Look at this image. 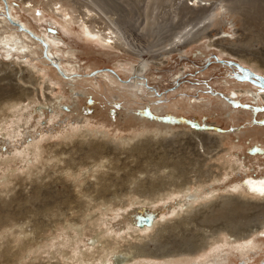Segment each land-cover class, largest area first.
<instances>
[{
    "label": "rangeland",
    "instance_id": "374dc122",
    "mask_svg": "<svg viewBox=\"0 0 264 264\" xmlns=\"http://www.w3.org/2000/svg\"><path fill=\"white\" fill-rule=\"evenodd\" d=\"M35 1L31 11L24 0H0V61H15L16 69L27 73L26 78L30 71L37 92L35 101L26 99L0 116V222H5L0 226V252L16 253L14 257L0 254V260L4 264H264V227L235 242L223 233L194 254L149 255L155 251L153 235L160 226L184 215L191 217L198 208L200 201H195L194 208L185 212L193 196L205 203L230 194L262 197L242 190L240 183L246 175L264 174V156L250 151L256 143L264 146V89L243 78L242 69L229 61L264 75V0H209L210 5H202L200 0ZM198 3L199 7L195 6ZM48 4L56 8L63 4L72 12L77 20L72 30L65 28ZM36 9L41 11L35 12ZM82 20L107 31L108 27L115 28L125 34L128 43L122 49L119 43L108 46L88 39L81 31ZM49 26L58 29L54 34L63 39L60 45L45 40L46 32L53 36L46 30ZM194 26L200 31L187 36ZM210 37L217 38L216 46L208 45ZM8 42L12 46H7ZM219 43L228 52L221 51ZM240 55L252 58V64ZM133 64L145 68L139 77L142 83L131 87L128 82L133 79L132 72L127 68ZM8 88L4 90L5 84L0 80V93L12 94ZM233 89L260 93L256 108L249 105L256 99L247 94L236 99L237 109L227 105L224 98ZM200 97L205 98L198 102L196 98ZM52 100L62 104L52 110ZM40 105L46 106L44 113L37 108ZM148 112L184 116L209 126L198 129L185 121L155 118ZM199 136L212 150L213 157L207 162L200 160L192 147ZM106 142L110 153L107 158L112 157L111 152L123 149L118 156L123 168L107 179L116 180L115 186L107 185L112 191H123L132 184L128 179L133 175H127L131 166L134 173L141 170L137 174L142 179L157 183L170 176H166L164 168L158 169L160 164H170L174 170L180 169L173 175L184 176V183L188 184L172 187L162 198L151 202L147 197L144 202V196L128 193L117 205L91 206L94 201L86 197L90 192L83 187L85 168L72 170L67 178L63 177L65 183L60 184L54 151L60 146H65L66 151L72 150L71 145L79 146L74 154L78 162L89 154L93 144ZM207 163L227 168L213 167L211 177L194 184L201 170H210ZM235 163L237 168L231 169ZM97 173L95 169L88 180H97ZM32 184L36 185L33 198L31 194L22 197V189L26 191ZM11 189L14 191L8 193ZM72 211L93 217L84 223L83 233L64 222L46 226V217L51 221ZM9 216L23 217L25 227L31 225L28 229L37 231L39 243L24 244L21 235L14 237L20 228L8 220ZM142 216H149L150 223H140ZM197 218L183 226L186 238L198 236L201 228L216 224L211 219ZM237 218L242 222L251 219L243 214ZM256 224L252 219L251 225ZM178 235L165 232L162 238L178 247ZM146 242L150 246L146 255L115 261L126 246Z\"/></svg>",
    "mask_w": 264,
    "mask_h": 264
},
{
    "label": "bare ground",
    "instance_id": "6f19581e",
    "mask_svg": "<svg viewBox=\"0 0 264 264\" xmlns=\"http://www.w3.org/2000/svg\"><path fill=\"white\" fill-rule=\"evenodd\" d=\"M24 1H25V4L29 10L33 11L35 9L34 8L35 7V3H34L35 0L34 1L33 0H24ZM35 2H37V1H35ZM200 3L202 5H210L211 1L200 0ZM51 4H48V5L52 9L53 14L56 17L60 18L61 22L64 24V26H66L65 28H67L69 31L72 30V24L77 21L76 17L72 14V12H70V10H67V7H64L63 4H61L58 8L51 6ZM226 5L223 7L224 12H226L228 9ZM195 6L199 7V3ZM36 11H41V10L36 9L35 12ZM38 18H42V17L39 16ZM206 24L207 23L203 22V25H206ZM80 27H81L82 34L85 37H87L88 39H93V40H96L98 42H101L103 45L117 46V44L119 43L120 46L122 47V49H124V45L128 43L127 37L125 36V34L118 33V31L115 28L108 27V31H107L105 27L104 28L96 27L92 23H90L88 20H82ZM46 30L48 31V27ZM198 31H200V28H196V27L191 28L187 31V36L188 35H194ZM49 32L53 33V36L50 34H47V32H46L44 35L45 40L47 42L51 41L55 45H60L61 41L63 39L59 35L54 34L57 32H52V31H49ZM112 32L115 33L114 36L112 35ZM119 34H120V36H119ZM112 36L114 38L116 36L117 37L116 40H114L112 38ZM14 37L11 39H14ZM216 39L217 38H215V37H214V39L210 37L208 45L216 46ZM9 45L12 46L10 44V42L7 43V46H9ZM18 45H19V42H18ZM15 46H17V45H15ZM218 48H220L221 51H223V52H228L227 51L228 49L222 47V45L220 46V43H219ZM7 50H9V49H7ZM239 57L244 59L245 62H247L248 64L249 63L252 64V62H253L252 58H249L246 56H241V55ZM254 57H255V54H254ZM254 62L258 63L256 60ZM4 65H6V67ZM15 65H16L15 61H14V63L13 62L6 63L3 61H0V80L3 81L5 84L4 90H7L8 86H10V89L8 88L10 91L13 90V93L9 94L7 96H5V91H2V94L0 93V116L6 115V113L8 112L7 109H9L10 107L17 105V104H20V103L22 104V102L24 100L26 101V99H29L30 100L29 102H32L36 97L37 92L33 86V84H35L36 80H35L33 74H31V72L29 71L28 72L29 78H26L27 73L22 71L21 69H20L21 71L17 70ZM262 65L264 66V63H262ZM245 67H248V66H245ZM256 67L259 68V65H256ZM144 68H145L144 65H139V64L138 65L133 64V65H131V67L127 68V70L132 72V78L133 79H132V81L128 82V83H130L131 87L137 86V85L142 83L139 80V77H141L140 75H141V72L144 70ZM256 70L255 71L253 70V71L256 72ZM262 87H264V86H262ZM143 88H144V86H143ZM262 93H264V90L262 91ZM246 94L251 96V97L253 96L256 99L254 101V103H256V101H258L259 96H260V93L253 92L252 90H247V89L246 90L245 89H233L232 93L230 95H231V97L235 98L236 96L239 97L241 95L244 97ZM200 99H203V97L196 98L197 101ZM224 102L227 105L232 106L230 103H228L226 101L225 98H224ZM231 103L234 105L235 101H231ZM61 104L62 103L60 100H52V105H53L52 110H55ZM37 108H40L41 112L44 113V109L46 108V106L40 105ZM198 129H200V128H198ZM198 138L199 139L196 138L197 140L196 139H194V141L192 140L194 142V145H195V146H192L194 153L196 154V156H198V158L200 160H202L203 162H207V161H209V158L213 157L211 154L212 150L207 145L204 144V140L201 139L200 136ZM255 145H256L255 148H257L258 150H253L251 152H258L262 156H264V146L261 147V145H259V143H256ZM71 146L73 147L71 151H66L65 146L64 147L60 146V148H57L54 151V156L56 157V162H58L56 172L61 173V177H58V178H60V180L58 182H60V184H62V182L65 183L63 177L67 178L70 175L72 170L85 168L84 171L82 172L83 177L85 179V185L83 187L86 191L90 192L89 194H86V197H88L92 201H94V204L91 205L93 207H97V206H101V205H111L113 203L117 205V204L123 202L122 196L125 194H128V193L131 196L134 195L135 193L137 195H139L140 197L144 196V199H142V201H144V202H145V199L147 197L150 200L149 202H151V201H154L156 199L162 198L166 194L165 192L169 189H172V187H184L188 184V183H184V180H183L184 176L183 177L180 176V178H177L176 174H175L176 176L173 175L175 171L180 170V169L176 168V170H174V166L171 167L170 164H160V166L159 167L157 166V167H158V169L164 168L165 171H167L166 176L170 175L173 177L169 176L167 180L166 179H164L162 181L159 180L160 182L158 181L157 183H155V182L151 183V182H149V180L142 179V177L139 174H137L141 170L139 169L138 172L134 173V171L132 170L133 167L131 166L127 170L128 173L127 172L126 173H127V175L129 174L128 176L133 175V176H130V177H132L131 179L130 178L128 179V182L132 183V184L128 188L124 189L123 191L122 190H115V189H114L115 191H112L111 190L112 187L111 188L109 187L110 188L109 189L108 186L110 184H113V183H114L113 186H115L116 180L112 178L113 181L109 182V180H107V179L109 178V176L111 174L116 175L119 172L118 170H120L121 166L123 165V163H121L122 165L121 164L119 165V163H118V160H119L118 156L121 154L123 149H121L120 151L118 149L119 152L118 151L111 152L112 157L107 158L110 154L107 152L108 148H109L108 143L106 142V143L93 144L92 150L89 151V154H85L84 157L79 158V161L76 162V159L74 157H77V156H74V154H76V149L79 150V146H73V145H71ZM141 146H143V145H141ZM141 146H140V148H141ZM132 147L138 149V147H135V146H132ZM132 147H131V149H132ZM125 148H127V147H125ZM125 148H124V152H126ZM226 149L229 150L228 147ZM49 150H52V148L50 147ZM132 151H134V150L132 149ZM213 152H216V151L213 150ZM190 154H192V153L190 152ZM89 158H93V160H90ZM198 158H195V159H198ZM154 160H155V158H154ZM198 160H197V162H198ZM146 162H147V160H146ZM146 162H145V164H146ZM148 162H151V161L148 160ZM206 165H207V167L210 168V170H208V171L201 170L197 174V178L199 180H197V178H196V180L193 181L194 184H197V183L199 184V181L201 179H204V177H206L205 180L208 179L207 177H209V176L211 177L212 172H210V171H212L213 167H218V168L224 167L225 169L227 168L225 165L221 166V165H217V164L214 165V164H209V163H207ZM202 166H203V164L201 165V167ZM176 167H177V165H176ZM234 168H237V163L231 165V169H234ZM95 169L98 172L97 174L94 175L97 180H95V181L88 180L89 175L92 172H95ZM148 179H150V178H148ZM176 180H177V182H176ZM53 183H56V181L54 180ZM201 183H204V182H201ZM240 186L242 187V190L244 188L249 192L250 191L253 192L254 195L257 194L258 197L260 195L262 197L255 199L254 196H253V198H252V196L247 198V196L245 194L244 195H231L230 194V195L222 196L220 199H217L216 202L205 203V202H202V200L196 199V197L193 196L194 200L192 202H190V206L186 207L185 212L188 213V212H190L191 208H194L193 206L196 204V203L194 204L195 201H200V205L198 206V208L192 213L191 217L184 215L183 217L177 218V219H175V221H172L174 223L168 222V224L160 226V228L153 235V236H155L154 242H156L155 251L153 254L149 253V255L173 256V255H181V254H194V253H196L202 249H205L211 240L217 241L219 239V237H221L223 235V233L226 235H229L231 237V241L235 242V241L241 240L245 237L251 236V233H253V232L260 231L261 228L264 227L263 226L264 225V219L262 218V213L264 212V174H262L261 176H251V175L247 176L246 175L241 180ZM35 188H36V185L32 184L30 189H28L26 191L24 189H22L21 196L25 197V195L31 194L32 198H33V192H34ZM187 188H189V187H187ZM13 191L14 190L11 189L8 191V193H11ZM155 196H157V197H155ZM11 197L12 196L10 195V198ZM10 198H9V200H10ZM34 198H36V197H34ZM206 198H208V197H206ZM23 199L24 198H22V200ZM39 200L40 199H38V203H39ZM82 206L85 207V204ZM80 208H81L80 206H77V209L81 210ZM78 212H76V213H78ZM180 213H181L180 211H177V215H180ZM206 213H208V214H206ZM238 214H243L246 217H249L251 219H249L247 222H242L239 220V218H237ZM70 215L73 216L72 219L70 221H66L68 216H70ZM197 217H199V219L202 218V219H207V220L208 219L214 220L216 222V224L214 226H211L209 229L202 230V228H201V232L199 233L198 236H192V237L186 238V236H184L185 234H183L184 232L182 231V229L184 228L183 226L188 225L193 220H195ZM5 218H7V216ZM90 219H93V217H90L89 215L86 216L84 214V212L79 213V214H75V212L72 211V212H64L59 219H53L51 221L47 220V217H46L45 221H48V223H46V226H51V227L56 226L60 222H64L66 224V226H71L72 228L79 230L83 233L84 223ZM252 219H254L255 222H257L256 225H251ZM8 220L14 221L13 224L15 226H17L18 228H20V230L15 232L14 237L17 234L21 235L24 239V244L30 243L32 245L34 243H39L40 237H39L37 231L28 229V228H30L31 225L29 227H25L26 220H24L23 217H21V216H16V217L15 216H9ZM73 220H75V222ZM156 222L158 223V221H156ZM145 223H147V224L150 223V218H149V222H145ZM157 223H155V224H157ZM4 224H5V222H0V226L4 225ZM196 228H198V227H196ZM17 232H19V233H17ZM165 232H172L175 235H178L180 233L178 235L179 240H180L179 241L180 246H178V247L173 246L171 240H164L162 237L164 236ZM177 232H178V234H177ZM262 233H263V235H261V236L264 237V229L262 230ZM7 237H9V235H7ZM166 238L169 239V237H166ZM11 239H13V237H11L8 240V242H10ZM148 246H149L148 242H146L144 244H131L130 246L128 245L125 247L124 250L119 251V253L115 257V261L116 262L123 261V260L125 261V260H127V258L132 257V255H135V256L136 255H146L149 251ZM130 251L132 252L131 255L128 254V252H130ZM0 254H7V256L11 255L13 257L16 256V253L8 254V251L4 253V250H2L0 252ZM11 261L12 260H8V263ZM11 263L15 264L16 262L12 261ZM0 264H4L2 262V260H0Z\"/></svg>",
    "mask_w": 264,
    "mask_h": 264
},
{
    "label": "water",
    "instance_id": "95a60500",
    "mask_svg": "<svg viewBox=\"0 0 264 264\" xmlns=\"http://www.w3.org/2000/svg\"><path fill=\"white\" fill-rule=\"evenodd\" d=\"M48 29L52 32H58V29L56 27L52 28V27H48ZM46 52V51H45ZM229 62H234L236 63V65L238 66V68L242 69V71L244 72V76L243 78H247L248 80L257 83L261 86H264V75L260 74V73H256L254 72L252 69H250L249 67H245L242 64L236 62V61H232L230 60ZM59 66V65H58ZM112 70V69H111ZM149 115L161 119V120H169V121H185L189 124H191L192 126L196 127V128H206L209 125H205V124H200L199 122L195 121V120H191L187 117L184 116H175V117H171L169 115L166 116H162V115H157L151 112H148ZM253 150H258L257 148H255V146H253L252 148H250V151ZM139 222H149V216H142L139 217Z\"/></svg>",
    "mask_w": 264,
    "mask_h": 264
},
{
    "label": "flooded vegetation",
    "instance_id": "af4514ba",
    "mask_svg": "<svg viewBox=\"0 0 264 264\" xmlns=\"http://www.w3.org/2000/svg\"><path fill=\"white\" fill-rule=\"evenodd\" d=\"M49 27H54V26H49ZM231 65V64H230ZM232 67L234 66V65H231ZM263 89H264V87H263ZM227 97L225 98L226 99V101L228 102V103H230L232 106H234L232 103H231V101H236V99H241L242 97L241 96H236L235 98H233V97H231V95H230V92L228 93V95H226ZM204 98V97H203ZM264 100V99H263ZM258 101H259V99H258ZM252 103V104H251ZM253 103H254V100L253 101H251L250 102V106H252V107H254V108H256V105H255V103H254V105H253ZM234 109H237V107H235L234 106Z\"/></svg>",
    "mask_w": 264,
    "mask_h": 264
},
{
    "label": "snow or ice",
    "instance_id": "6c2138e0",
    "mask_svg": "<svg viewBox=\"0 0 264 264\" xmlns=\"http://www.w3.org/2000/svg\"><path fill=\"white\" fill-rule=\"evenodd\" d=\"M58 7H59V5H57V8H58ZM36 14H37V15H40V13H39V12H37Z\"/></svg>",
    "mask_w": 264,
    "mask_h": 264
},
{
    "label": "crops",
    "instance_id": "0c3cea01",
    "mask_svg": "<svg viewBox=\"0 0 264 264\" xmlns=\"http://www.w3.org/2000/svg\"><path fill=\"white\" fill-rule=\"evenodd\" d=\"M261 196V195H260Z\"/></svg>",
    "mask_w": 264,
    "mask_h": 264
}]
</instances>
